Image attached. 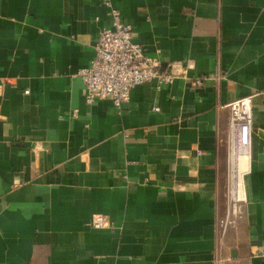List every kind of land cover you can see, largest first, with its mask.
Returning <instances> with one entry per match:
<instances>
[{
    "label": "crops",
    "instance_id": "0c3cea01",
    "mask_svg": "<svg viewBox=\"0 0 264 264\" xmlns=\"http://www.w3.org/2000/svg\"><path fill=\"white\" fill-rule=\"evenodd\" d=\"M111 2L176 74L120 109L87 105L79 73L103 0H0V264H264V0ZM249 95L245 200L223 231L230 103Z\"/></svg>",
    "mask_w": 264,
    "mask_h": 264
},
{
    "label": "built area",
    "instance_id": "2783aa9c",
    "mask_svg": "<svg viewBox=\"0 0 264 264\" xmlns=\"http://www.w3.org/2000/svg\"><path fill=\"white\" fill-rule=\"evenodd\" d=\"M103 4L111 10L110 22L99 32L95 44L94 59L79 73L84 81L87 105H93L98 99L110 98L120 109L130 100L131 91L136 85L156 80L157 87L160 88L162 84L171 83L176 74L162 71L159 58L147 54L142 45L135 41L132 25L124 20L120 10L112 6L111 0H103ZM204 81V76L195 77L193 85L202 87ZM252 97V95L245 96L230 103L229 135L232 169L229 182L230 205L226 215L220 219V227L223 231H226L234 217L242 213V202L245 200L244 185L240 195L238 189H235L234 183L241 157H246L247 169L251 153ZM108 224L109 221L102 215L94 216L91 221V225L94 227H104ZM255 254L264 256V240L257 246Z\"/></svg>",
    "mask_w": 264,
    "mask_h": 264
},
{
    "label": "bare ground",
    "instance_id": "6f19581e",
    "mask_svg": "<svg viewBox=\"0 0 264 264\" xmlns=\"http://www.w3.org/2000/svg\"><path fill=\"white\" fill-rule=\"evenodd\" d=\"M246 169V157H241L239 161V167L236 170L235 174V189H238L239 194L241 195V191L243 192V171ZM242 198V196H241Z\"/></svg>",
    "mask_w": 264,
    "mask_h": 264
},
{
    "label": "rangeland",
    "instance_id": "374dc122",
    "mask_svg": "<svg viewBox=\"0 0 264 264\" xmlns=\"http://www.w3.org/2000/svg\"><path fill=\"white\" fill-rule=\"evenodd\" d=\"M231 178H229V182H230ZM230 183H228V186H227V192H226V196H227V201H228V204L230 205Z\"/></svg>",
    "mask_w": 264,
    "mask_h": 264
}]
</instances>
